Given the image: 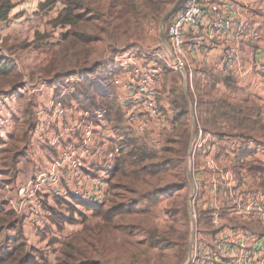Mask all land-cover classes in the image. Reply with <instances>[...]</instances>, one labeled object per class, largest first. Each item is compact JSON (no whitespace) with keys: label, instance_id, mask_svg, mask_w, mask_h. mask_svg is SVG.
Listing matches in <instances>:
<instances>
[{"label":"built area","instance_id":"1","mask_svg":"<svg viewBox=\"0 0 264 264\" xmlns=\"http://www.w3.org/2000/svg\"><path fill=\"white\" fill-rule=\"evenodd\" d=\"M248 14L249 5L241 0H185L168 26L165 45L157 43L149 49L123 51L111 57L109 66L94 79L112 77L125 126L152 147L160 148L178 127L160 100L166 65L177 71L186 66L197 69L198 57H205L218 42L231 39L237 47L226 50L214 70L230 73L239 61L237 52L241 44L260 36ZM38 21L31 14L21 23L33 27ZM251 70L264 80V63L254 62ZM64 76L62 83L41 80L33 90L23 83L11 93L0 94L1 140L15 130V119L22 115L24 98L33 97L45 88L55 91L50 100L38 106L29 134L34 144L53 149L57 154L11 200L13 211L33 231L47 226L55 198L74 196L95 206L106 201L105 184L122 156L120 141L107 123V113L86 110L72 97L86 78L74 80L68 73ZM60 86L66 87L61 93ZM196 126L193 166L199 162L200 152L209 177L204 183L203 197L195 198L193 203L201 204L202 208L196 210L201 212L196 220L198 226L199 215L210 216L207 236L210 247L206 249L204 243L200 247L199 234L194 235L187 264H264V237L240 228L236 224L239 219L235 218L251 216L264 226V190L249 184L250 176L239 174L236 169L239 157L264 159V143L254 138L240 139L227 146L220 160L222 146L213 141V133L200 123Z\"/></svg>","mask_w":264,"mask_h":264},{"label":"rangeland","instance_id":"2","mask_svg":"<svg viewBox=\"0 0 264 264\" xmlns=\"http://www.w3.org/2000/svg\"><path fill=\"white\" fill-rule=\"evenodd\" d=\"M28 1L13 0L15 5H22ZM43 1V3L36 6L37 11L18 13L16 16L10 17L0 27L1 49L8 51L9 55L18 62V71L21 78L20 83L14 87L13 91L23 83H28L31 90H33L34 85L41 80L62 83L65 73H68L72 79L77 80L80 77L79 73H82L83 70L94 69L99 66H102L100 71L103 70V67L109 66L108 61L111 57L123 51L149 49L157 43H163L160 36L162 21L178 0H160V11L153 12L148 18H144L139 30L130 29L128 26L129 17L133 14L128 7L121 14V9L126 5L123 0H119L118 5L115 0L93 2V7H99L100 14L103 17L101 21L98 20L93 25L82 28V30L96 38L92 44L93 53L89 56L84 53L77 55V50L80 51L81 47L73 48L71 47L72 41L69 39L63 40V35L71 29L69 26L55 25V20L58 19L64 9L61 1ZM178 11L164 27L165 43H167L168 26L174 21ZM31 14L39 19L38 24L33 27L22 25L21 20L30 17ZM166 67L167 70H165L163 80H161L163 105L172 113V118L175 117L176 112L185 111L186 114L182 122L176 121L178 127L172 136L169 135L170 137L166 138L160 148H154L148 144V148L153 151L152 154L156 157L145 163L144 166H159V170L161 169L160 165H163L164 162L175 161L180 158L182 159L181 166L175 165L166 172L155 176H144L142 173L138 179L135 172L142 170L143 165L136 168L134 164H125V166L123 165L125 169H122V167L121 171L114 172L108 177L105 184L107 199L101 205L96 206L93 212L79 214L73 209L69 211L58 205L57 209L60 210L61 214L59 216L66 217L56 219L53 229L46 226L42 230L34 231L36 237H34V247L28 243L26 246L28 252L36 257L39 264H46L47 261V264L63 262L65 258L61 255L63 243H68L73 239V244L76 245L78 251L76 253L79 257L78 264H167V257L172 259V264H187L191 257L192 232H194L195 237L199 234L200 247L203 246L202 243L205 244L206 249L210 247L207 237L210 232V216L205 215V213L199 215L198 226L196 220L199 211L196 210L202 208L201 204L199 206V203L197 205L193 203L195 198L199 197L200 199L203 197L204 183L209 177L204 167V158L202 159L200 152L198 153V155L200 154L199 162H196L197 165L193 166L192 151L194 152V149L192 145L196 141V125L198 123L203 124L201 119H198L200 117H198L199 111L197 112L196 102L202 100L206 104L208 101L224 97L225 93L222 88L221 92L218 89L212 90L215 85L222 84L218 79L219 77L211 75L212 72L200 69L191 70L187 66L179 71L170 68L168 65ZM73 72L76 74L71 75ZM228 81L231 82V80ZM65 88L60 86L58 92L61 93ZM10 89H12L10 86L5 87L2 93H8L5 91ZM172 91H175L173 95ZM237 91L238 89L236 90V87H234L231 93H235L237 97L247 99L249 105H246L256 108L252 99L254 94L249 93V89L245 88V90ZM53 95H55V91L51 92L48 88H45L42 92L36 93L35 97L27 96L25 98L21 115L23 118L20 122H18V118L15 119V128H19V138L20 135H23V132H26L25 128L28 125L26 119L29 118L30 125L35 118V113L40 105V103H37L39 98L45 97V100H50ZM185 100L187 101V107L182 104V102H186ZM231 100L233 102L239 101L234 98ZM97 101H99V98ZM173 101L178 105L177 111H175L177 106ZM97 106L101 107L102 104L98 102ZM93 108L90 111H102L99 108ZM258 110L261 115L262 109ZM260 117L264 120V116ZM119 119L120 121L116 126L123 129L121 133L127 135L131 140L138 141V139H141L125 126L123 118L119 117ZM25 122L27 124L24 125ZM107 123L120 141V145H124L126 139L116 134L115 126L109 122V118H107ZM205 128L209 132L212 131L210 127L205 126ZM246 134L248 138L259 139L264 143V131H248ZM187 136L189 137V143L186 152L184 144H181V142ZM170 138L174 139L173 144H169ZM178 151L181 155L180 158L177 155ZM123 159H125L124 155L118 162L122 163ZM189 173H191L193 187L190 184ZM25 174L26 170L22 169L21 176L25 177ZM169 188H171V192L164 196L162 194L163 190ZM172 188L176 191H173ZM211 199H213V194ZM51 218L52 214H50ZM154 231L161 237L157 248L150 247L151 244L148 238V235ZM8 233L6 231L5 236L3 235L0 238V259H3L13 246ZM185 234L188 236L186 240L187 251L182 253L181 237ZM170 245H177V249H175L177 258H174L173 253L168 254L164 251ZM4 264L16 263L9 261Z\"/></svg>","mask_w":264,"mask_h":264},{"label":"trees","instance_id":"3","mask_svg":"<svg viewBox=\"0 0 264 264\" xmlns=\"http://www.w3.org/2000/svg\"><path fill=\"white\" fill-rule=\"evenodd\" d=\"M57 1H61V3L64 5V9L60 14V16L58 17V19L55 20V25L56 26L60 25L63 27L69 26L71 28L67 33L63 35V40L69 39L70 41H72L71 47L73 48L81 47L80 51L77 50V55H81L82 53L88 56L91 55L93 53L92 44L95 42L96 38L90 33L82 30V28H87L90 25H93L98 20L100 21L102 20L101 18L103 16H101L100 14L101 13L100 8L99 7L95 8L92 5L93 2L98 0H89L90 2L88 0H57ZM118 1L119 0H115V3L117 5L119 3ZM123 1L126 3V5L123 9H121V14L122 12L126 11L127 9L126 7H128L129 10L133 13L129 17L130 19L128 21V26L130 29L139 30L141 28L142 22H144L143 20L144 18H148V16H150L153 12H159L161 9L160 0H123ZM15 6L16 5L14 4L13 0H0V27L3 23L9 20L10 14L12 10L15 8ZM101 67L102 66H99L94 69H86L83 70L82 73H79L80 76L85 77L86 80L79 85L77 93H75L72 97L76 99L84 109L93 110L94 109L93 107H96L102 110V112H106L107 118H109V122L115 126L114 129L117 132L116 134L126 139L125 144L121 146L122 156L124 155L125 159L122 160L123 161L122 163L118 162L119 164L116 165L114 172L118 173L119 171H121L122 167H123L122 169H125L124 167L125 164H131V165L134 164L136 165V168H138L139 165L140 166L143 165L142 167L143 171L139 170L135 172L136 176L139 179L140 174L142 173L144 174V176H155L158 174L160 175L162 172H166V170L174 167L175 165L181 166L182 159L180 158L181 155L179 151L177 155L178 158L180 159L175 160L176 162L171 160L164 162L163 165H160L161 169L159 170H158V168H160L159 166L156 167L153 165L144 166L145 163L153 160L156 156L152 154L153 151L148 148L149 145L146 141L142 139H138V141L131 140L127 135L121 133L123 129H119L120 127L116 126L120 121L119 117L123 118L122 109L120 107L119 99L116 94L115 88L112 85V77L102 76L100 81L98 80L95 81L94 79V77L98 76L101 73L102 71V70L100 71ZM73 74L76 73L73 72L71 75ZM211 75L214 77H219L218 79L220 80V83H224L228 90H232L234 87H236V79L230 73L228 74L212 73ZM20 78L21 77L19 75L18 65L16 60H14L12 56L6 55L3 49H1L0 47V93L4 92V88L8 86H10L13 90L14 87H16L20 83L19 82ZM228 80H231V82ZM213 89H216V85L215 87H212V90ZM171 93L173 95L175 91H172ZM161 96H160V100H161ZM98 98L99 101H97ZM98 102L102 104L101 107L97 106ZM173 102L176 105V102L175 101ZM182 104L183 105L185 104V107H187V101L185 103L182 102ZM176 106L177 109H175V111L178 110V105ZM196 109L197 112L199 111L198 117L200 118L198 119H201V121L205 126L210 127L212 130L215 131L221 130L220 129L221 124H226L229 127L231 134L238 132L240 130L254 131V132L264 131V123H263L264 121L260 117L259 110L254 107L231 103L229 100L225 98H220L218 100L208 101L206 102V104L204 101L198 100V102H196ZM175 114L176 115L174 117L175 118L174 120H176L177 122L180 121L182 122V120L185 118L186 113L185 111H180V112H176ZM26 120H28V125L26 127H29V118ZM25 124H27V122H25L24 125ZM22 140L24 141L28 140L27 132H23ZM14 141L19 142L20 138L16 137ZM168 142L169 144H173L174 139L170 138ZM182 143L184 144V149L187 152L189 137L187 136L186 139H184V141L181 142V144ZM147 149L149 150L147 151ZM170 192H171V188L165 191L163 190L162 194L164 196H167ZM95 207L96 206L92 207V209L94 210ZM13 220H15V215L12 211L0 216V229L6 226H10L13 223L12 222ZM12 228H16L17 237L12 243L13 244L12 249L6 253L3 259H0V264L7 263L9 261L16 264H39L36 261V257L31 255V253H29L27 250L26 247L27 244L24 242L22 237L21 227L13 225ZM148 238L151 244L150 247L157 248L161 240V237L158 235V233L154 231L148 235ZM187 238L188 236L186 234L183 235V237H181L182 253L187 251V241H186ZM73 242L74 239L70 240L68 243H63L64 246L61 255L62 257L65 258L64 261L63 262L60 261L59 264H78L79 257L76 254L78 251L76 245H74ZM175 249H177V245L174 246L170 245L169 247H166L164 251L167 252L168 254L173 253L175 255L174 258H177L178 256L176 254L177 252ZM180 259H182V257ZM167 264H172V259H170L169 257H167Z\"/></svg>","mask_w":264,"mask_h":264},{"label":"crops","instance_id":"4","mask_svg":"<svg viewBox=\"0 0 264 264\" xmlns=\"http://www.w3.org/2000/svg\"><path fill=\"white\" fill-rule=\"evenodd\" d=\"M236 1L238 2V0ZM241 1L247 6L249 5V20L252 24L258 27L260 36L249 43L241 44L239 51L237 52L239 61L234 65L230 74H232L236 79V90H245V88H247L249 89V93L254 94L252 96V99L255 102L254 106L257 109H262L260 116H264V80L258 73L251 70V65L254 62L264 63V0ZM43 2V0H29L22 5H16L10 14V17L16 16L18 13H22L24 11L35 12L37 11L36 6ZM236 47L237 44L233 43L231 39L218 42L212 47V49H210L209 53L205 57H198L196 68L217 74V72L214 71L215 67L220 63L226 50L235 49ZM3 51L6 55L11 56L9 55L8 51H5L4 49ZM13 59L16 60L14 57ZM221 88L225 93V96L223 95L224 97L221 98L228 99L230 102L235 104H242L245 106L249 105L247 99H244L243 97H237L235 93H231V90H228L224 83L218 84L216 86V90L218 89L220 92ZM10 91L12 92L13 90L10 89L9 91L5 92L10 93ZM233 98L239 101L233 102L231 100ZM43 101H45V97L39 98V102L37 101V103H44ZM24 104L25 98L23 101V105ZM22 118L23 116L18 118V122H20ZM32 125L33 121H31V126ZM202 125L205 128L204 124ZM31 126L25 128L26 132L28 133V140H22V136L20 135V141H14V139L18 137L19 128H15L12 134H10L7 138L0 140V216L11 211L15 215V220L10 225L11 227L6 226L0 229V238L6 234L7 231L9 232V238L12 240L11 243H13L17 237V231L16 228H12V226H20L22 229V237L24 242L34 247V231L30 227L26 226V224L13 211L11 200H15V196L19 188L25 186L31 179L37 176L39 172H42L47 168L49 162L55 158L57 153L53 149L49 150L46 147L34 144L31 141L29 134V129ZM220 126V131L211 129L213 131H211V133L214 135L213 141L222 146V151L219 156V159L221 160L222 154H225L227 151V146L230 147L240 139L243 140L248 138L246 134L248 131L240 130L231 134L229 127L226 124H221ZM205 129L209 131L207 128ZM230 156L233 157L234 155ZM237 163L238 167L236 169L238 173L248 174L250 176L249 184H254L255 186L257 185L256 187L264 190V159H256L252 156H244L239 157L237 159ZM22 169L26 170L25 177L21 176ZM47 200L52 202V199ZM58 205L61 208L65 207L69 211L70 209H73L79 214L93 212L92 207L95 206H90L89 204H86L74 196H71L70 199L55 198L51 203L50 208L52 218H49L47 224L49 229H53V225L56 224L54 222L56 219H62L66 217L59 216L61 214L60 210L57 209ZM235 218L239 219L236 224L240 228H243L245 231H253L260 237H264V226L261 223L255 221L251 216H241Z\"/></svg>","mask_w":264,"mask_h":264},{"label":"water","instance_id":"5","mask_svg":"<svg viewBox=\"0 0 264 264\" xmlns=\"http://www.w3.org/2000/svg\"><path fill=\"white\" fill-rule=\"evenodd\" d=\"M185 0H178L177 3L174 5V7L172 8V10L165 16V18L163 19L162 21V24H161V33H160V36H161V39L163 41V44L165 45L166 43L164 42V38H165V33H164V27L166 26V24L171 20V18L173 17V15L178 11V9L180 8V6L183 4ZM194 136V135H193ZM191 154V153H190ZM190 172V171H189ZM189 178H190V184L191 186L193 187V184H192V179H191V173H189ZM194 232H192V239H191V243H190V246H191V253H192V250H193V242H194Z\"/></svg>","mask_w":264,"mask_h":264}]
</instances>
